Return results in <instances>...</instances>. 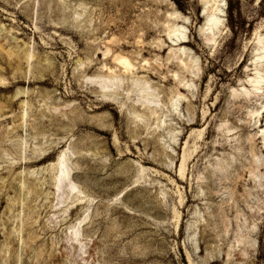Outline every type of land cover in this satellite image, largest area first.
Returning <instances> with one entry per match:
<instances>
[{"label": "rangeland", "instance_id": "obj_1", "mask_svg": "<svg viewBox=\"0 0 264 264\" xmlns=\"http://www.w3.org/2000/svg\"><path fill=\"white\" fill-rule=\"evenodd\" d=\"M219 1L0 0V264H264V0Z\"/></svg>", "mask_w": 264, "mask_h": 264}, {"label": "bare ground", "instance_id": "obj_2", "mask_svg": "<svg viewBox=\"0 0 264 264\" xmlns=\"http://www.w3.org/2000/svg\"><path fill=\"white\" fill-rule=\"evenodd\" d=\"M203 2H205V4L207 5L208 4V6H209V8H208V12L206 13V14H204L205 15V32H207V34H206V37H205V39L206 40H208V37L209 36H211V35H213V33H212V30L214 29H217V31L219 30V18H218V13L219 12H221V10H220V8H219V0H203ZM221 3V2H220ZM206 7V6H205ZM204 7V8H205ZM206 11V10H205ZM204 11V12H205ZM175 15V14H174ZM173 15V16H174ZM179 16V15H178ZM175 17V16H174ZM177 17V16H176ZM175 17V18H176ZM172 20H175V19H172ZM174 26H176V24L174 25ZM183 27V26H182ZM181 27V28H182ZM180 27L179 28H176V27H172L171 29H170V32L173 34V36H175L176 38L175 39H172L171 40V43H172V45H173V47H174V45H178V44H181V42H182V36L179 38L178 36H177V34H180ZM181 31L183 32L184 30H182L181 29ZM183 34H184V32H183ZM209 34V35H208ZM181 35V34H180ZM169 36H171V35H169ZM183 37H185V36H183ZM172 38V37H171ZM213 38V37H212ZM184 41V40H183ZM183 43V42H182ZM257 44H258V51H259V53L257 54V60H263L264 59V38L263 37H258L257 38ZM159 46V45H158ZM171 48V47H170ZM173 49V48H172ZM178 49V48H177ZM176 49V50H177ZM183 49V48H182ZM182 49H180L181 51L180 52H182L183 53V50ZM171 51V50H170ZM169 53V52H168ZM172 52H170V54H171ZM181 53V54H182ZM177 54H178V52H177ZM185 54V53H184ZM179 55V54H178ZM183 56V55H182ZM188 56V55H187ZM172 57V56H171ZM185 58H186V56H185ZM105 59V58H104ZM184 59V58H183ZM171 60V59H170ZM176 60H177V64L178 65H181L182 66V68H183V70L184 69H191L192 68V66H194V65H188V63H186V62H184L182 59H180V57L179 58H176ZM113 61L114 62H116L117 64H119L121 67H122V71H121V73H123V72H129V70L131 69V65H130V63L128 62V60L126 59V58H124V57H122V56H120V55H115L114 54V57H113ZM188 62H189V60H188ZM191 62H193V64H194V60L193 61H191ZM259 62V61H258ZM261 62V61H260ZM144 63V62H143ZM147 63V62H146ZM145 63V64H146ZM167 63V62H166ZM169 63H171L170 61H169ZM173 63V62H172ZM176 64V65H177ZM112 65V64H111ZM144 65V64H143ZM148 65V64H147ZM177 65V66H178ZM117 66V65H116ZM132 66H133V64H132ZM156 66V65H155ZM197 66V65H196ZM141 67H142V65H141ZM144 67H145V65H144ZM172 67V66H171ZM173 67H175V66H173ZM112 68V67H111ZM111 68H109V67H105V70L108 72V73H112L113 72V70L111 69ZM118 68V67H117ZM152 68V67H151ZM170 68V67H169ZM178 68H180V67H178ZM195 68H197V67H195ZM155 69V68H154ZM162 69V68H161ZM104 70V71H105ZM131 70H133V69H131ZM156 70V69H155ZM181 70V69H180ZM191 70H194V69H191ZM197 70V69H196ZM195 70V71H196ZM257 70V69H256ZM150 71V70H149ZM171 71V70H170ZM188 71H190V70H188ZM120 72V71H119ZM135 72V71H134ZM156 72V71H155ZM155 72H154V74H155ZM167 72H169L168 70H167ZM177 72V71H176ZM186 72V71H185ZM191 72V71H190ZM197 72V71H196ZM108 73H107V75H108ZM136 73V72H135ZM134 73V74H135ZM159 73V72H158ZM101 74H103V73H101ZM118 74V73H117ZM133 74V75H134ZM148 74V73H147ZM189 74V73H188ZM195 74V73H194ZM105 76V77H98L97 78V80L95 81V84L99 87V89H100V92H102V94L103 95H105V94H107V92H111V87L115 84L113 81H115V80H117L118 79V77H116V76H112V75H110V76ZM132 75V74H131ZM193 75V74H192ZM124 76V75H123ZM122 76V77H123ZM126 76V75H125ZM127 76H128V74H127ZM162 76L164 77V76H166V75H163L162 74ZM173 78H175V77H177V74L175 73V72H173L172 73V75H171ZM190 76H191V74H190ZM133 77L134 76H132V79H133ZM135 77H136V75H135ZM129 78V77H128ZM141 78V77H140ZM165 78V77H164ZM121 79V78H120ZM123 79H125V78H123ZM143 79V78H142ZM122 80V79H121ZM137 80V79H136ZM140 80V79H139ZM169 80V79H168ZM173 80V79H172ZM183 80V79H182ZM263 80V77L258 73V72H256L255 73V75L253 76V78H250L249 79V83H251L252 84V90H253V92H255V91H257L259 88H260V84H261V82H263L262 81ZM143 81V80H142ZM190 81V80H189ZM122 82H123V80H122ZM121 82V83H122ZM180 82V81H179ZM134 83V82H133ZM173 83H174V81H173ZM187 83V82H186ZM123 84V83H122ZM132 84V83H131ZM147 84L148 83H143V85H141V86H139V88H138V94H139V106L143 109V110H146L148 113H149V115H155L156 114V106L155 105H152L153 104V100L151 99V97H152V93H151V91H150V86H147ZM149 85V84H148ZM188 85V84H187ZM95 86V85H94ZM134 86V85H133ZM175 86V85H174ZM176 86H177V84H176ZM175 86V87H176ZM120 88V87H119ZM246 89V88H245ZM243 90L244 91V93H246V94H248L249 92L247 91V90ZM169 91V90H168ZM250 91V90H249ZM128 93V92H127ZM170 93V92H169ZM233 93V92H232ZM235 93V92H234ZM175 94H177V96H176V98L175 97H173V102H172V105H175V104H177V103H175V101L177 100V97H180L181 95L178 93V91H175ZM237 94V93H236ZM239 94H241V93H239ZM238 94V95H239ZM169 95V94H168ZM182 96H184V95H182ZM232 96H234V95H232ZM237 97V96H236ZM104 98H105V96H104ZM186 98V97H185ZM108 99V98H107ZM138 99V98H137ZM171 99V98H170ZM172 100V99H171ZM170 100V101H171ZM109 101V100H108ZM113 101V100H112ZM157 101H159V100H157ZM167 101H168V99H167ZM178 101V100H177ZM114 102V101H113ZM117 102V101H116ZM169 102V101H168ZM151 104V105H150ZM170 104V103H169ZM137 104H135V106H136ZM160 105H161V103H160ZM259 108V107H258ZM261 109L260 110H264V104H262L261 105V107H260ZM138 109V108H137ZM257 110H259V109H257ZM162 111V110H161ZM146 112V113H147ZM263 112V111H262ZM145 113V114H146ZM160 113V112H159ZM248 113H249V111H248ZM251 114L250 115H252V114H258V111H253V112H250ZM144 114V113H143ZM259 114H260V112H259ZM148 115V114H147ZM148 115V116H149ZM138 116H140V115H135V117H138ZM140 120V119H139ZM161 121V120H160ZM162 123V122H161ZM187 125V124H186ZM192 127H194V125L192 126ZM226 131V130H225ZM229 131V130H228ZM261 134H262V139L264 140V129H262V131H261ZM188 147V146H187ZM185 150V149H184ZM183 152V151H182ZM181 162V161H180ZM183 162V161H182ZM185 163V162H184ZM256 164L257 163H255V165H254V163H253V165L256 167ZM255 170V169H254ZM179 171H181V165H180V167H179ZM254 173H256V171L254 172ZM260 173V172H259ZM248 174H249V172H248ZM251 174V173H250ZM249 174V175H250ZM252 175H254V174H252ZM255 175H259V174H255ZM251 176V175H250ZM252 180H254V179H252ZM259 185V184H258ZM75 184L72 182V180H71V173H70V169L67 167V165H66V159H65V157L62 155V156H60V157H58V159L56 160V175H55V190L57 191V193H58V195H57V197H58V199L59 198H62L63 196H67L70 192H72V190L73 189H75ZM71 234L73 235V237H74V239L77 241L78 239H77V236H78V231L76 230V228L74 229V230H72L71 231Z\"/></svg>", "mask_w": 264, "mask_h": 264}]
</instances>
